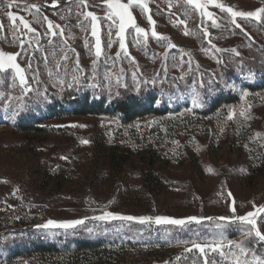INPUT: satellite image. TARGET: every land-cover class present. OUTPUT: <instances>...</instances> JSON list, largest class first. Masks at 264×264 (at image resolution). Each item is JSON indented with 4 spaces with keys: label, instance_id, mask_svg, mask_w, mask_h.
Returning <instances> with one entry per match:
<instances>
[{
    "label": "rangeland",
    "instance_id": "obj_1",
    "mask_svg": "<svg viewBox=\"0 0 264 264\" xmlns=\"http://www.w3.org/2000/svg\"><path fill=\"white\" fill-rule=\"evenodd\" d=\"M147 2L156 23L151 25L148 13L134 5L137 23L149 35L147 41L141 37L138 43L134 29H128L125 51L115 35L116 26L110 28L111 22L106 18L109 9L103 0H88L87 7L80 0H58L55 7L53 0H0V23L4 26L0 29V51L20 53L17 63L25 70L31 89L25 91L20 86L12 69L0 73V107L17 103L22 108L26 100H38L47 92L89 89L111 93L123 88L134 91L137 84L174 89L192 100L201 80L208 84L207 80L210 82L212 74H216L226 83L223 70L240 68V61L246 57L253 56L256 64L264 67V16L260 21L236 18L241 25L237 28L230 14L209 5L208 11L215 13L217 21L213 26L186 0ZM218 2L237 11L264 7V0ZM9 3H13L12 8L7 6ZM32 5H37L39 11ZM8 11L23 16L36 29L35 34L23 30L19 21L13 28ZM87 11L100 18V57L95 55L91 19L83 15ZM45 17L59 26L64 35H48ZM153 27L170 39L157 41L151 37ZM205 30L210 37L204 36ZM168 43L177 47L169 49ZM227 87L239 93L241 102L205 119L185 114L151 116L124 125L109 116L60 118L48 123L55 133L41 135L18 132L0 121V231L37 228L49 219L88 217L75 228L46 229L57 235L93 232L113 237L136 230L137 237L140 227L135 224L139 221H98L91 217L104 211L131 216L212 217L184 226L157 225L154 220L142 223L154 231L153 236L169 241L161 249L164 257L158 256L159 248L125 250L124 254L144 264H204V254L199 250L186 251L193 242L212 243L221 234L225 245L228 240H243V226L218 218L233 215V200L235 215L252 211L253 204L264 205V89L251 92L229 82ZM229 113H233L231 118ZM83 140L89 143H81ZM123 153H129L133 162L126 169L118 163ZM152 154L159 160L157 167L163 172V182L147 188L139 167L141 160ZM261 217L258 223L264 226V214ZM234 226L241 234L230 239L225 231ZM208 258L218 264H232L230 256L209 252ZM39 262L26 259L15 264ZM61 262L47 259V264Z\"/></svg>",
    "mask_w": 264,
    "mask_h": 264
},
{
    "label": "trees",
    "instance_id": "obj_2",
    "mask_svg": "<svg viewBox=\"0 0 264 264\" xmlns=\"http://www.w3.org/2000/svg\"><path fill=\"white\" fill-rule=\"evenodd\" d=\"M240 63V68L228 67L223 70L226 83L216 74H212L211 81L207 80L208 84L204 82L203 87L200 84L199 90L203 97L201 108H193L192 100L186 93L179 95L174 89L163 90L157 85H142L139 90L123 88L111 93L93 92L89 89L47 92L45 97L38 100H34L36 98H33V101L26 100L28 102L22 108L17 103L3 105L8 109L0 107V121L10 124L18 132L41 135L55 133L48 127V123L60 118L109 116L124 125H132L137 120L151 116L166 118L185 114L193 115L197 117L196 119H205L220 109L241 102L239 93L232 87H227L228 82L251 92L264 89V67L257 65L253 56L244 58ZM190 108L192 111L188 110ZM118 163L121 168L126 169L133 162L129 153H123ZM140 163L142 165L139 171L144 187L150 188L153 183L162 184L163 172L157 167L159 160L154 154ZM138 224H135L140 227L138 228L140 235L137 237L136 230L123 237L93 232L57 235L46 228L31 226L12 232L0 231V264H15L26 259L39 260V264H47V259L52 258L62 260L60 264H144L142 260L137 262L136 258L124 254L126 249L144 248L147 250L159 248L158 256L164 257L165 253L161 249L169 241L160 236H153V230L142 223ZM225 232L230 239L241 234L236 226Z\"/></svg>",
    "mask_w": 264,
    "mask_h": 264
},
{
    "label": "snow or ice",
    "instance_id": "obj_3",
    "mask_svg": "<svg viewBox=\"0 0 264 264\" xmlns=\"http://www.w3.org/2000/svg\"><path fill=\"white\" fill-rule=\"evenodd\" d=\"M187 4L195 5L196 8L200 10L202 16L207 17L208 20L212 21V25L216 26L217 21L214 19L215 13L212 11H208L209 5H214L221 12H226L230 14L231 22L235 25V27L240 28L241 25L236 22V18H254L257 21L262 19L264 16V7L256 8L253 11H237L234 10L230 6H226L224 3L218 2V0H186ZM58 0H53V5L56 6ZM80 3L87 7L88 0H80ZM103 3L107 5L109 9L106 14V18L110 21L111 26H116L115 35L119 40V46L122 50L126 51V33L128 29H134L135 36L134 39L139 43L140 38L142 37L144 41L148 40V32L142 26L137 23L136 17L133 14L132 8L134 5L139 6L144 13H148L147 20L151 25H155V20L150 14V8L147 0H127V2H121V0H103ZM9 8L13 7V3H9L7 5ZM32 8L39 11L37 5H32ZM7 17L12 21L13 28L16 26V21H19L20 24L23 25V30L27 32H31L35 34L36 29L32 28L29 22L23 17L14 14L12 11H8L6 13ZM85 19H91V35L96 37L95 43V55L96 57H100L102 55V47L101 40L98 31V25L100 22V18L93 11H87L83 13ZM47 21V34L51 36H63V30L59 28V26L55 25L51 20H48L47 17L44 18ZM79 23V21H78ZM184 23V21H181ZM3 24L0 23V29H3ZM56 29V31H54ZM111 31H109V46L111 43ZM188 33H185L187 35ZM204 36L206 38L210 37V33L205 30ZM151 37L156 38L157 41H168L170 38L163 36L155 30V27L152 28ZM51 42V41H50ZM210 42V40H209ZM20 45L24 47V41H20ZM168 48H176L177 45L174 43H168ZM219 51V49H217ZM233 51H236L233 49ZM20 53H6L0 51V73H6L9 69L14 71L15 77L18 78L20 86L25 91H31L28 87V81L25 76V70L17 63V56ZM236 55L239 56L240 53L236 52ZM66 60L67 57L64 56ZM28 67H31V62L29 60ZM119 82V81H117ZM146 82V81H145ZM64 83V81H61ZM201 86L203 87L204 82L201 80ZM71 86V85H69ZM127 87V85H124ZM139 84L136 85V89L139 90ZM245 95L247 93L245 92ZM193 108H201L203 107V97L199 91H196L193 95L191 101ZM250 107V106H249ZM192 111V109H188ZM233 113H229V118H231ZM241 115H244V112H241ZM83 144L89 143L87 140L81 141ZM65 159H67L65 157ZM231 195V193H229ZM232 216H220L218 219L221 222H228L229 224L238 223L241 227V232L244 236V239L241 241H232L228 240L227 245L223 243L224 237L221 234L218 240H215L212 243H192V248L186 249V251H192L193 249L199 250L200 253L204 254V264H218L216 260H212L208 258V253H218L219 256L227 258H232V264H264V226L258 223V218H262L261 214H264V205H255L253 204V210L248 211L244 215H235L237 212V207L235 206V201L233 200L231 206ZM88 217L82 219L75 220H65V221H55V220H47V222L43 225H37V228H63L70 229L75 228L78 225L84 224L85 220ZM91 219L98 221H109V220H127V221H139L140 223H146L149 221H153L159 224H171L177 226H184L188 223L195 222L196 224H200L204 220H211L212 217H203V216H188L186 218H173L168 216H131V215H122L118 213H113L111 211H104L102 214L91 217ZM220 225H217L219 227ZM227 249V251L225 250Z\"/></svg>",
    "mask_w": 264,
    "mask_h": 264
}]
</instances>
